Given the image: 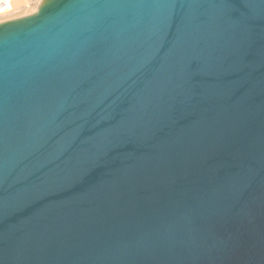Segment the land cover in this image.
Returning a JSON list of instances; mask_svg holds the SVG:
<instances>
[{
	"label": "water",
	"instance_id": "water-1",
	"mask_svg": "<svg viewBox=\"0 0 264 264\" xmlns=\"http://www.w3.org/2000/svg\"><path fill=\"white\" fill-rule=\"evenodd\" d=\"M0 264H264V0L0 22Z\"/></svg>",
	"mask_w": 264,
	"mask_h": 264
},
{
	"label": "rangeland",
	"instance_id": "rangeland-1",
	"mask_svg": "<svg viewBox=\"0 0 264 264\" xmlns=\"http://www.w3.org/2000/svg\"><path fill=\"white\" fill-rule=\"evenodd\" d=\"M38 1L39 0H0V22L34 13L33 10ZM37 10H35V12Z\"/></svg>",
	"mask_w": 264,
	"mask_h": 264
},
{
	"label": "bare ground",
	"instance_id": "bare-ground-1",
	"mask_svg": "<svg viewBox=\"0 0 264 264\" xmlns=\"http://www.w3.org/2000/svg\"><path fill=\"white\" fill-rule=\"evenodd\" d=\"M41 1H42V0H39L38 3H37V5L34 7V10H33L34 12H35V10L38 9L39 5L41 4Z\"/></svg>",
	"mask_w": 264,
	"mask_h": 264
}]
</instances>
